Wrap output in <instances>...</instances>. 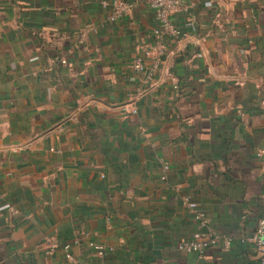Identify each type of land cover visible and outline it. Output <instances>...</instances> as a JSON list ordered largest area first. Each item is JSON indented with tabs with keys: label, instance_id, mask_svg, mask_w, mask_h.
Here are the masks:
<instances>
[{
	"label": "crops",
	"instance_id": "crops-1",
	"mask_svg": "<svg viewBox=\"0 0 264 264\" xmlns=\"http://www.w3.org/2000/svg\"><path fill=\"white\" fill-rule=\"evenodd\" d=\"M102 1L0 0V264H258L264 0H182L150 80L154 13ZM184 196L218 237L201 258Z\"/></svg>",
	"mask_w": 264,
	"mask_h": 264
},
{
	"label": "built area",
	"instance_id": "built-area-1",
	"mask_svg": "<svg viewBox=\"0 0 264 264\" xmlns=\"http://www.w3.org/2000/svg\"><path fill=\"white\" fill-rule=\"evenodd\" d=\"M182 0H141V3L151 10L158 22V28L153 30V37L155 40L154 46H142L140 48L141 57L136 58L132 62V69L138 74L144 75L146 80H150L154 72L157 71L159 63V55L163 52L162 38L165 36L173 38H183L185 34L178 30L170 21V14L175 11L181 4ZM101 6L103 8L109 7L110 15L108 20L114 22L124 16L130 10V5L123 0H105L102 1ZM154 58L152 60V67H148L145 62L146 59H150L152 54ZM62 65L66 64L65 59L59 61ZM130 114L135 115L136 109H132ZM256 157L264 159V146L256 151ZM262 205V214L258 221L257 228L250 238V241L254 245L255 254L257 256L258 264H264V190L260 196ZM182 202L187 213L193 218L195 222L201 227L202 232L194 233L188 240L182 241L177 244V250L182 253H194L199 258L218 242V237L213 233L210 221L205 212L200 209L199 205L192 201L188 196L182 197ZM49 252L55 251L59 248L60 243L55 238H47L45 241ZM73 244L77 245L78 242L74 241ZM90 248L95 254L103 258L107 254V250L103 246L90 244ZM71 245L63 246L65 251V258L71 260L69 253ZM91 264V263H82Z\"/></svg>",
	"mask_w": 264,
	"mask_h": 264
},
{
	"label": "trees",
	"instance_id": "trees-1",
	"mask_svg": "<svg viewBox=\"0 0 264 264\" xmlns=\"http://www.w3.org/2000/svg\"><path fill=\"white\" fill-rule=\"evenodd\" d=\"M64 65V64H63Z\"/></svg>",
	"mask_w": 264,
	"mask_h": 264
}]
</instances>
